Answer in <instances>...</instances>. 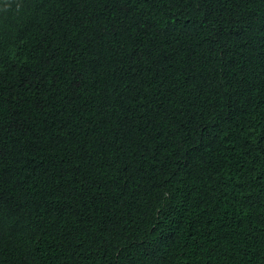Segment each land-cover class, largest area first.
Returning <instances> with one entry per match:
<instances>
[{"label":"trees","instance_id":"obj_1","mask_svg":"<svg viewBox=\"0 0 264 264\" xmlns=\"http://www.w3.org/2000/svg\"><path fill=\"white\" fill-rule=\"evenodd\" d=\"M0 264H264V0H0Z\"/></svg>","mask_w":264,"mask_h":264}]
</instances>
